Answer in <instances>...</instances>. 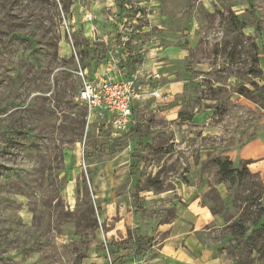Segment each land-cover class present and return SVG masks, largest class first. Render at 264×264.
I'll return each instance as SVG.
<instances>
[{"label": "rangeland", "instance_id": "1", "mask_svg": "<svg viewBox=\"0 0 264 264\" xmlns=\"http://www.w3.org/2000/svg\"><path fill=\"white\" fill-rule=\"evenodd\" d=\"M111 4L0 0V264H161L186 200L211 215L196 237L220 264H264V0ZM86 21L122 32L133 63L185 49L168 83L139 76L160 96L124 135L75 99L77 70L105 53Z\"/></svg>", "mask_w": 264, "mask_h": 264}, {"label": "crops", "instance_id": "2", "mask_svg": "<svg viewBox=\"0 0 264 264\" xmlns=\"http://www.w3.org/2000/svg\"><path fill=\"white\" fill-rule=\"evenodd\" d=\"M107 1L111 4V1L115 0ZM80 7L83 8L82 6ZM89 25H91L90 21L84 22L81 30L78 29V32L87 40L96 39L103 42L105 51L101 58H96L90 65H81L82 69H86L88 71L89 77H93L96 73H103L105 70H109V73L114 77H120L121 75L129 76L134 72H137L139 76L144 75L145 72L150 74H153L154 72L161 74L162 79L167 76V80L165 81L168 83V81H170L169 79L174 77L172 66L173 59H170L169 57L172 55L183 56L180 54H183L181 53L183 51L185 52L184 48L170 45L168 47L166 46L165 50H163L157 58H154L156 62H151L149 58H146L142 60L140 64L133 63L131 55L136 51L130 52L125 43L123 44V47L121 46L118 48L119 45H122L121 37H125L122 35V32L113 30L107 34H101L100 36V33L98 31H92V28H90ZM97 34H99L98 37H96ZM67 43L65 41L62 44L61 50L63 54H67L65 51L69 49L68 45H64ZM81 47L83 48L84 45ZM115 49L117 50L116 52H114ZM149 54L152 55L153 53ZM112 57L119 60L117 65H111ZM171 82L175 83L176 81L172 80ZM173 88H175V85ZM148 101H134L132 103V121L128 125L127 130L124 131V133L122 132V135L130 131H134L137 128L141 122L138 113L142 111V107ZM154 102L156 103V101H153V104H155ZM90 123H98L104 130L107 129L109 132L111 131V129L98 117H93L88 124ZM112 160L114 159L112 158L108 160L107 165H109L110 161L113 162ZM103 178H105V174H103ZM136 190L137 184L135 185V191ZM136 194H138L137 191ZM177 214L182 218L181 220L175 219L166 223V225H168V233L166 238L163 240L162 247L157 253V257L159 261H161V264H220V262H223V253L216 255L212 247L208 245L206 241L202 240L201 237H196L197 234L208 230L207 227H199L198 225L200 220L202 221L201 224L205 225V223L212 218L208 210L204 207H198L195 200H186V208L184 207L180 210L178 209ZM120 264L130 263L124 262Z\"/></svg>", "mask_w": 264, "mask_h": 264}, {"label": "built area", "instance_id": "3", "mask_svg": "<svg viewBox=\"0 0 264 264\" xmlns=\"http://www.w3.org/2000/svg\"><path fill=\"white\" fill-rule=\"evenodd\" d=\"M127 40L121 37L122 45ZM69 48L73 44L67 43ZM117 50L115 49L114 52ZM119 60L112 57L111 65H117ZM81 86L75 95L76 101L86 108L85 119L89 123L93 117H98L111 129L112 134L119 135L126 131L132 121V103L151 97H159L160 92L149 82L140 83L139 74L134 72L129 76L114 77L105 70L89 77L88 71L79 67L77 70ZM153 74L147 73L146 79ZM144 76V75H143ZM108 264H113L109 261Z\"/></svg>", "mask_w": 264, "mask_h": 264}, {"label": "trees", "instance_id": "4", "mask_svg": "<svg viewBox=\"0 0 264 264\" xmlns=\"http://www.w3.org/2000/svg\"><path fill=\"white\" fill-rule=\"evenodd\" d=\"M80 86H81V83H80ZM85 115H86V108H84V117ZM218 165H219V173L222 177L231 179L234 176V173L236 170L232 168L231 162L229 160H224L220 162ZM141 250H142L141 244L138 243L136 247V251H135V257H139L141 255Z\"/></svg>", "mask_w": 264, "mask_h": 264}]
</instances>
